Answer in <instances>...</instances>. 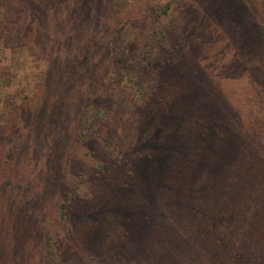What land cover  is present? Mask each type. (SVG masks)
I'll return each mask as SVG.
<instances>
[{"label": "rangeland", "instance_id": "obj_1", "mask_svg": "<svg viewBox=\"0 0 264 264\" xmlns=\"http://www.w3.org/2000/svg\"><path fill=\"white\" fill-rule=\"evenodd\" d=\"M167 1L152 0V3L159 6ZM174 1L167 9L168 12L182 11L179 1ZM112 2L117 9L112 20L108 21V27L117 34L112 35L113 41L116 42L120 33L128 37L131 42L130 53L136 55L139 53L138 43H141L146 33L144 30L149 24V19L147 17L144 21L139 20L134 17L137 13L126 11L127 0H112ZM222 2L224 1L194 0L192 4L187 0L182 3L183 15H185L183 25L175 24L172 27L170 45L168 47L161 45L154 55L155 60L152 65L145 67L153 75V81L147 88L148 95L143 100H138L131 88L129 78L123 74L120 80L110 81L107 85L109 90L106 97L95 99L105 114L96 118L100 131V134H97L103 137L118 133L119 146L125 145L128 135L124 133L137 134L143 124L153 121L161 110H165L169 118V123L160 127L162 130L168 129L169 135L179 127L190 132L193 125L188 124V121L193 122L196 115H201L198 112L203 111L200 108L207 102L209 105L206 111L210 112V116H214L215 128L211 131L213 136L205 134L204 140L208 145L220 147L219 151H221L222 133L225 147L234 151L229 155L228 152H224L222 155L224 157L221 158V193L213 197L210 195L211 189L206 191L199 186L198 190H201L195 197H198L196 199L198 201L193 206L203 211H210L216 216L220 213L219 205L226 213L230 204L235 201L237 206L243 205L244 198L248 197L249 192H253L251 200L253 203L256 201L257 209L239 220L240 231H237L241 233L242 240L246 241L237 246L240 252L235 253L231 259L225 252H221L219 257V252L213 248V239H208L202 216L181 210L176 220L173 219L172 223L167 221L170 227L165 229L163 234L166 249L160 251L154 247L157 240L152 246L142 245L140 248L145 257L140 256L134 245V242L139 241L140 223L129 211L136 202L144 201L142 197L145 194V187L140 179L142 175L134 174L132 178L127 177L124 171L120 175L119 170H111L113 155L108 153V146L96 137L95 148L98 151L95 160L102 163V170L86 178L78 193L79 196L68 204L66 214L69 236L64 245H61L57 261L68 253L72 264H82L84 258L90 260L95 256L103 264H150V260L157 259L161 264H228L230 261V264H235L242 252H247L252 247L255 249L264 247V197L260 196V193L264 192V157L260 155L259 161L258 154L256 155V151L264 145V107L257 108L258 100H255L257 96H264V81L259 78L256 64L260 61L259 55L262 54L260 51L264 52V49L260 48V41L253 40L257 35L259 38L264 37V0H250L249 5L244 8L238 4L230 8ZM79 15L82 16V13ZM161 18L163 20L160 19L157 23L165 24L169 19ZM231 21L235 22V26ZM76 25L75 28L70 29L74 31L71 35V47H81L86 52L85 48H90L92 45L90 37L86 28L80 27L78 22ZM26 34L28 39L32 37L31 33ZM45 37L41 33L36 36L33 47L36 52L29 50L30 45L21 47L0 45V72L8 71L7 74L0 75V117L8 108L15 106L19 109L23 106L20 110H15L14 115L19 117L17 121H22L24 126L21 127L20 123L14 125L12 131L17 132L16 129L19 128L22 129L23 136H27L30 130L35 131L39 127V123L33 122V108L41 98L40 92L44 95L50 91L55 92L58 101L62 100L61 107L63 106V115L56 116L55 120L51 119L50 122L52 120L53 122L47 123L48 127L45 129L48 135L57 132L62 141L52 139L49 143L39 136L30 135V141L24 138L18 145L20 150L14 155V167H10L11 171L19 176L27 171L19 173V156L22 153L26 154L27 149H32L34 154L36 153L37 177L34 176L27 181L24 196L19 197L15 202L10 200L3 210L5 226L0 233V264H42L40 255L33 252V249L36 239L48 230V225L43 217L36 218L32 214L31 205H45L46 216L54 223L55 202L57 199H64L72 186L71 183L67 185L66 177L69 175L65 173L66 167L62 158L64 155L62 146H66L67 132L73 122V114L66 113V106L70 96L72 99L75 95L79 96L78 92L81 88L78 84L82 82L80 68L87 57L84 55L78 67L72 72V76L74 75L72 79L69 78L70 75L65 78L62 76V71L71 64L72 58L66 64L63 57L53 56L51 53L46 54L45 60L39 58ZM27 41L31 43V39ZM162 58L169 60L166 63L161 61ZM158 64L161 68H158ZM221 83L226 89L223 92L224 96L222 95L225 102H222L221 98ZM25 93L30 97L24 98ZM10 97L13 103H10L12 101ZM201 100L204 102L201 103ZM188 103L192 106L196 105L197 112L184 113L183 108H188ZM117 105L124 108V115H121L120 119L114 117V111H108V108L111 110L113 107L118 112ZM211 109H214V112H211ZM180 114L186 118L185 121L177 119L180 118ZM204 114L206 115V112ZM173 115L176 118H172ZM254 117L258 119V123L254 121ZM4 118L6 117L1 119ZM117 123L119 125L114 126ZM158 133L156 136H159ZM233 134H237V141L234 140ZM156 136L155 133L149 132L147 139H154ZM241 136H248V140H241ZM150 143L152 146L140 153H151L157 160L161 158L162 162L165 153L157 146L160 144V136ZM46 146L50 147L49 150L44 149ZM210 172L208 168L194 172L196 175L194 185H200L209 178L206 175H210ZM25 176L26 174H23V179ZM218 180L217 176L216 182ZM97 181H109L113 184L108 197H105L107 200L91 193ZM249 181L251 183L254 181L258 185L255 190L250 189ZM123 182L126 184H122ZM148 189L150 191L152 188ZM98 191L100 194L101 189ZM80 210L84 214H80ZM230 242L221 224V244H223L221 250H225ZM215 245L219 244L215 243ZM111 253L118 255L119 258L116 259ZM260 256L258 253L253 255L255 259Z\"/></svg>", "mask_w": 264, "mask_h": 264}, {"label": "trees", "instance_id": "obj_2", "mask_svg": "<svg viewBox=\"0 0 264 264\" xmlns=\"http://www.w3.org/2000/svg\"><path fill=\"white\" fill-rule=\"evenodd\" d=\"M177 1L182 5V11L170 13L167 9L175 2L174 0H168L166 3L159 6L158 4H153L152 0H127V3H125L127 5L126 11L129 10V12L133 11L137 13L134 17L139 20L144 21L147 17L149 19V24L146 30H144L146 33H144L145 35L141 43H138L139 53L134 55L130 53L129 45H131V42L127 39L128 37L120 33L118 38H116V42L113 41L112 35L117 34L115 30L108 27V21L110 19L112 20L117 9L115 5H113L112 0H0V45L4 47L30 45L31 49L29 50L36 52V50H34L35 48H33L34 43L36 36L41 33L46 37L44 42L42 40L43 47L38 57L45 60L46 54L48 55L51 53L53 56L59 55L61 56L60 58L63 57L65 64L72 58L71 64L62 71V76L68 78L70 75V79L73 78L74 75L72 76V72L78 67L83 56L85 55L87 57V60L81 64L80 68L82 72L80 77L83 83L80 82L78 84L81 88L78 92L79 96L77 97V95H75L73 99L72 96H70L69 103H67L66 106V113L73 114V122L71 129L67 132L66 146H62L64 152L62 158L64 159L66 167L65 173L69 175L66 177L67 185L69 183L72 184L71 191L66 193L64 199H57L55 202L56 216L54 223L50 222L51 220L46 216L45 205H31L32 214L36 216V218L43 217L44 222L48 225V230H45L36 239L33 249V252L40 255L42 264H72L71 259L68 257V253H65L58 261L57 255L60 253L61 245H64L67 236H69L66 214L68 204L72 203L73 199L79 196L78 193H80L84 180L93 174L96 175L95 173L97 171L102 170V163L95 160V155L98 151V149L95 148L96 137H98L96 139L100 138L99 140L108 146V153L111 156L113 155L114 159L110 165L111 170H119L118 172L120 175H122L123 173L121 172L124 171L127 177L132 178L134 174L142 175L140 179L144 183L143 187H145V194L142 197L144 201L140 202L141 205L136 202L135 205L131 206V211H129L133 217H137V219H135L140 223L138 232L139 241L134 242L140 256L145 257L144 252H142L140 248L142 245L145 244L149 247L157 240L158 242L153 246L160 251L166 249V241L163 240V234H165V229L167 230V228L170 227L168 222L172 223L173 219L176 220V217L180 216L181 210L193 212L202 216V223H205L207 228L208 239H213L212 245L214 250L219 252V257L221 256V252H225L226 256H229L231 259L235 253L240 252L237 246L246 242L242 240V235L238 232L240 231L238 226L241 225L239 220L242 217L257 209L256 201L253 203L251 200L253 198V192H249L248 197L244 198L245 201L243 205L237 206L234 203L235 201L230 204L226 209V213L224 209L221 208V205H219L220 210L218 211L220 213L216 216H213L210 211H203L193 206L198 201L196 200L198 197L195 198L196 193L201 189H205L206 191L211 189L210 195L213 197L221 193V158L224 157L222 156L224 152H228L227 154L229 155L234 151V149L230 150L225 147V139L222 133L221 151H219L220 147L208 145L204 140L205 134L213 136L211 131L215 128V126H213L215 120L214 116H210V112L208 110L206 111L209 105L207 102L200 108V110L203 109V111L198 112L202 116L196 115L197 117L196 119L194 117L193 122L188 121V124L191 123L193 125L190 132L179 127V129L176 128V130L172 131L169 135L167 133L168 129L162 130L160 127L169 123V118L165 110L159 111L161 109L159 108L158 115L154 117L156 121H154L153 118V121L145 122L135 135H133L132 132L124 133L128 135L125 145L119 146L118 141L120 134L118 133L116 135H103V137L98 135L100 131L98 130L96 118L105 114L102 111V107L96 103L95 99H100L103 96L106 97L109 90L107 85L110 81L120 80V76L123 74L129 78L132 85L131 88L133 92H135L138 100H143L148 95L147 88L150 82L153 81V75L148 72L145 67L152 65L155 60L154 55H156L161 45H165L166 47L170 45V38L173 35L172 27L175 24L182 26L185 20V15H183L184 4L182 3L187 2V0ZM188 1L193 4L194 0ZM223 1L222 3L230 8L237 4L244 8L248 6L250 2V0ZM148 9L151 10L149 11ZM79 13H82V16H80ZM161 17L169 19L165 24L157 23L158 20H163ZM76 22L79 23L80 27L82 26L87 29L88 36L90 37L92 45L90 48H85L86 52H84L81 47H71V35H73L72 32L74 31H70V29L77 26ZM231 23L235 26V22L231 21ZM236 24L238 25V23ZM27 32L32 34V37L29 38L31 39V43L27 41L29 40L26 34ZM253 40H255V42L260 41V48L264 49V37L259 38L257 35ZM260 52H262V54L259 55L260 61H257L256 64L258 66L259 78L264 81V52L262 50ZM168 60L169 58L161 59V61L166 63ZM260 62L262 64L261 66ZM159 64L158 68H161ZM7 73L8 71L0 72V75ZM143 74H145V78L142 77ZM221 85V98L223 100L222 102H225L222 95L226 89L222 83ZM244 87H246V84ZM257 88H255V90ZM40 93L41 98H39V102L37 101L36 105H34L35 108H33V122L39 123V127H37L35 131L33 129L30 130L27 136H23L22 129L17 128V132L12 131L14 130V125L20 123L21 127L24 126L22 121H17L19 117L14 115L15 110H20L23 106L19 107V109L15 106H13V108H8L0 117V233L5 226V215H3V210L8 206V202L10 200L11 202H15L19 197L24 196L25 187L28 183L27 181L30 180V178H34V176L37 177L35 171L38 169V167H35L37 163L35 159L36 153L34 154L32 149H27L26 154L23 155L22 153L21 156H19V173L27 170L26 173L16 176L14 172L11 171V167H14V155L16 151L20 150L18 146L20 142L24 138L30 141V137L33 135L39 136L42 140L44 139L49 143L52 139L62 141L57 132L51 135L45 132V129L48 127L47 123L51 124L53 120L56 119V116L61 117L63 115V106L61 107L62 100L58 101L57 95L52 91L47 92V95H44L43 92ZM42 94L44 96H42ZM23 97L28 98L30 96L28 93H25ZM11 100L12 98L10 97V101ZM255 100H258L256 105L257 108L264 107V96H257ZM246 101L248 102V99H246ZM203 102L204 100H201V103ZM10 103H13V100ZM250 105H247V107ZM187 107L188 108H183L184 113L197 112V109H195L197 107L196 105L192 106L188 103ZM221 108H224L223 105H221ZM108 111H114V117L116 119H120V116L124 115V108L121 107H119L118 112H116L113 107L111 110L108 108ZM205 112L206 115L204 114ZM211 112H214V109H211ZM2 117L6 118L1 119ZM129 118H131L130 114ZM172 118L176 117L174 116ZM51 119L53 120L50 122ZM177 119H183L185 121L186 118L182 117L180 114V118ZM254 121L258 123L256 117H254ZM118 125L119 123L114 126ZM149 132L155 133V136L156 133L159 132L160 144H157V146L160 151L165 153L162 162L161 158L157 160L156 156L151 153H140L144 149L152 146L150 143L152 140L159 138L157 135L154 139H147ZM233 138L237 141V134H233ZM242 139L248 140V136H241V140ZM49 148V146H46L44 149L49 150ZM257 154V160L260 161V157H264V145L256 151V155ZM225 157L228 158L229 156ZM43 160H45V158H43ZM206 168L211 171V174L209 173L210 175H206L209 178L201 182L200 185L195 186L194 179H196V175L194 172L205 170ZM23 174H26L24 179L22 177ZM186 174H189V177ZM217 176L219 180L216 182ZM249 183H251V181H249L248 184ZM122 184L125 185L126 182ZM112 185L113 184L109 181H97L91 193L105 199V197H108ZM199 186L201 189L198 190ZM257 186L258 185L253 181L250 189L255 190ZM150 187L152 189L149 191L148 188ZM99 189H101L100 194L98 193ZM260 196L264 197V192H261ZM116 209H118V207ZM80 214L84 213L80 210ZM221 224L224 232L228 234L231 241L230 245L227 246L225 250H221V245H223L221 244ZM167 238L170 239V237ZM214 242L219 245H215ZM256 253L261 255L257 259L253 257ZM263 253V246L258 249L252 247L248 249L247 252H242L238 260L235 261V264H264ZM111 255L116 259L119 258L116 254L114 255L111 253ZM91 260L94 262H91ZM150 261V264H161L159 259L154 260L155 263L153 260ZM230 262L228 264H230ZM82 264L103 263L97 260V256H95L90 260L84 258Z\"/></svg>", "mask_w": 264, "mask_h": 264}]
</instances>
